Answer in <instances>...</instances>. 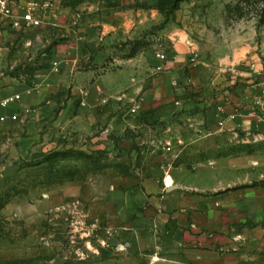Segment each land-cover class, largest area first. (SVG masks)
Returning <instances> with one entry per match:
<instances>
[{"label": "rangeland", "instance_id": "obj_1", "mask_svg": "<svg viewBox=\"0 0 264 264\" xmlns=\"http://www.w3.org/2000/svg\"><path fill=\"white\" fill-rule=\"evenodd\" d=\"M45 1L53 4L48 10L53 15L65 9L67 20L50 25L48 37L31 45L23 33L0 32V88L20 84L28 95L48 88L35 77L57 66L53 48L66 44L79 27L122 12L136 23L127 38L113 43L114 56L147 49L167 53L170 37L178 34L215 46L218 53L228 47L235 53L239 36L256 33L255 56L261 64L253 78L264 82L263 0ZM61 90L45 91L73 93L69 87ZM63 105L42 126L48 132L30 147L24 143L27 127L6 130L0 124V264H223L219 249L204 255V210L169 212L143 199V182L154 172L164 179L176 170L189 172L180 173L175 185L188 184L190 189H179L200 201L204 192L252 185L248 190L256 192L253 198L264 208L263 103L255 104L254 125L232 126L207 124L193 107L172 111L163 101L156 113L150 106L139 112L140 105L130 99L122 116L97 112L95 125L83 122L87 130H97L94 134L60 132L58 139L56 130L76 127L73 113L65 126L56 124ZM172 130H185V135ZM202 168L204 178L198 176ZM244 192L211 196L226 209L237 197L245 201ZM223 214L222 222H229ZM240 218L243 222L245 216ZM257 259L264 264L262 250Z\"/></svg>", "mask_w": 264, "mask_h": 264}, {"label": "crops", "instance_id": "obj_2", "mask_svg": "<svg viewBox=\"0 0 264 264\" xmlns=\"http://www.w3.org/2000/svg\"><path fill=\"white\" fill-rule=\"evenodd\" d=\"M66 14L65 9L59 15L47 10L42 26L26 32L14 29L0 16V32L23 33L24 40L31 45L36 38L43 41V37H48L50 25L64 23ZM135 23L133 15L122 12L79 27L66 44L53 48L57 66L46 74L36 75L35 81L41 86L49 85L48 88L42 87L39 93L29 95L26 94L27 87L20 84L0 88V100L15 94L23 95L18 102L0 109V117H6V122L0 121V124L6 125V130L27 127L24 143L30 147L44 131L48 132L42 130V126L49 125L48 120L59 103L64 105L56 124L61 125L73 113L71 118L76 127L74 130H56L58 139L62 134H94L97 130H87L83 122L88 120L89 126L95 125L97 112H119L122 116L125 103L133 99L140 105L139 112L146 111L150 106L152 113H156L155 107L163 101L172 111L193 107L197 119L204 120L205 117L207 124L224 121V124L232 126L254 125L258 117L255 115V104L260 102L264 105V82L257 83L253 78L261 64L255 56L256 33L239 36L235 53L228 52L229 47L223 54L218 53L215 46L204 47L191 36L186 38L178 34L170 37L167 60H161L151 49L130 57L114 56L113 43L127 38ZM39 29L44 30L34 37ZM193 55L196 56L194 60ZM50 86L58 92L69 87L73 93L46 94ZM160 131L149 130L148 133ZM172 131L185 135V130ZM202 169L198 176L204 178ZM180 173L188 175L189 172L176 170L167 174L165 179L163 173H152L153 176L143 182V199L169 212L192 209L194 206L204 210V255L208 257L216 248L223 254L220 257L223 264H258V253L261 250L264 252V208L258 207L253 198L256 192L248 190L255 187L233 186L221 192L218 190L217 194L204 192V200L200 201L195 196L189 198L188 190L179 189H190L188 184L175 185L179 182ZM168 177L172 179L171 183L167 182ZM246 190L243 194L245 201L242 202L239 197L235 200L232 196L234 201L226 209L220 207L222 201L219 198L211 196L242 195L240 192ZM223 212L230 216L229 222H222ZM240 214L245 216L243 222Z\"/></svg>", "mask_w": 264, "mask_h": 264}, {"label": "built area", "instance_id": "obj_3", "mask_svg": "<svg viewBox=\"0 0 264 264\" xmlns=\"http://www.w3.org/2000/svg\"><path fill=\"white\" fill-rule=\"evenodd\" d=\"M52 5L49 1L45 0H33L19 4L13 0H0V16L7 20L14 29L26 32L42 26L44 15ZM157 56L161 60H167L166 53L159 52ZM195 57V55L192 56L193 60ZM21 99V94H15L1 99L0 109L8 108ZM0 119L1 121H5L6 117L1 116Z\"/></svg>", "mask_w": 264, "mask_h": 264}, {"label": "trees", "instance_id": "obj_4", "mask_svg": "<svg viewBox=\"0 0 264 264\" xmlns=\"http://www.w3.org/2000/svg\"><path fill=\"white\" fill-rule=\"evenodd\" d=\"M262 13H263V15H264V0H263V9H262ZM134 53H135V51L131 52V53H130V56L134 55Z\"/></svg>", "mask_w": 264, "mask_h": 264}, {"label": "bare ground", "instance_id": "obj_5", "mask_svg": "<svg viewBox=\"0 0 264 264\" xmlns=\"http://www.w3.org/2000/svg\"><path fill=\"white\" fill-rule=\"evenodd\" d=\"M167 182L168 183H171L172 182V179L170 177L167 178Z\"/></svg>", "mask_w": 264, "mask_h": 264}]
</instances>
